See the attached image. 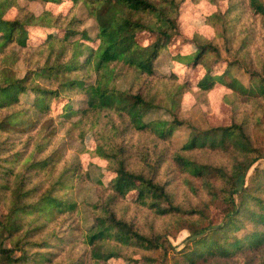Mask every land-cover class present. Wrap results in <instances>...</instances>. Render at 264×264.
<instances>
[{
    "label": "trees",
    "instance_id": "1",
    "mask_svg": "<svg viewBox=\"0 0 264 264\" xmlns=\"http://www.w3.org/2000/svg\"><path fill=\"white\" fill-rule=\"evenodd\" d=\"M72 1L67 13L36 16L19 0H0V264H100L110 258L206 264L232 257L249 264L243 254L264 253V168L257 165L264 160V146L254 144L246 113L239 114L242 100L253 103L251 119L264 131V35L257 34L256 25L264 27V0H203L217 6L207 19L221 45L193 38L184 54L171 55L172 64L205 68L189 84L176 81L172 72L158 74L154 65L176 36L187 0ZM13 8L19 12L8 18ZM88 19L93 33L85 26ZM31 27L44 30L43 41L32 43ZM142 34L153 40L141 44ZM259 38L261 48L255 46ZM216 58L228 69L213 73ZM232 67L246 81L231 74ZM122 79L127 85H119ZM216 83L231 90L228 124L201 127L179 117L186 90L193 86L206 93ZM57 101L60 108L53 112ZM182 127L185 140L172 148L170 158L197 198L194 203L187 193L186 203L176 202L168 181L158 180L170 149L164 145ZM22 134L27 136L19 141ZM87 135L92 148L86 146ZM66 138L76 142L75 154L66 156ZM196 150L220 154L226 164L199 160ZM83 151L104 166L83 165ZM91 166L98 170L95 179ZM104 172L113 174L106 182ZM91 180L99 191L80 235L89 247L85 260L86 251L79 257L66 253V247L79 241L69 222L79 212L75 186ZM129 192L136 193L137 206L161 220L167 217L166 226L188 232L181 248L162 238L164 231L145 233L117 214ZM213 204L221 213L218 219L212 217Z\"/></svg>",
    "mask_w": 264,
    "mask_h": 264
},
{
    "label": "rangeland",
    "instance_id": "2",
    "mask_svg": "<svg viewBox=\"0 0 264 264\" xmlns=\"http://www.w3.org/2000/svg\"><path fill=\"white\" fill-rule=\"evenodd\" d=\"M20 5H27L28 8L36 15H40L45 11H50L53 14L58 13H67L73 7L72 0H61L60 2H47L46 4H42L39 1H29V0H19ZM221 9L226 8L225 2L220 3ZM217 9V6L212 4L211 2L207 1H199V2H191L189 0L185 1L180 9V14L177 17V31L175 33V37L169 41L165 50L162 51L161 55L155 62V71L158 74L170 75V73L176 74L177 80L179 83L188 80L189 82H197L199 78L205 72V68L202 65H198L196 67L184 65V64H177L171 61V55L175 53L184 54L185 51L189 50V42L193 40V38L197 39L200 42H209L211 40L212 43L216 44L219 48L221 45L220 40L215 37V31L213 25L210 23V20L207 19V15L212 13L214 10ZM19 10L17 11L16 8H13L11 11L7 12L8 18H13ZM77 15H83L82 10H76ZM257 22V34L261 36L264 35V27H260ZM85 26L94 32V22L92 19H88L85 22ZM55 32V31H54ZM30 35L32 43L36 44L44 40L45 32L43 29L39 27H31L30 28ZM138 40L141 44L146 45L149 44L153 38L150 35L142 34L138 37ZM260 38L258 41L255 42L256 47L261 48V44L259 43ZM192 42V41H191ZM219 44V45H218ZM250 53L253 56L254 49L253 46L250 48ZM219 62L214 64L213 66V73H222L223 71L227 70L228 67L219 59L216 58ZM231 74L234 76H242L243 80L246 81L244 78L242 71L235 69L234 67L230 68ZM127 80L122 79L119 82V85L124 86L127 85ZM186 90L182 97L180 111L178 112L179 117L186 120H191L196 124L200 125L201 127H206L207 125L211 126H219V125H226L230 122L231 119V110L227 103L229 101L228 93L231 92L223 83H216L213 85L210 91L206 93H202L198 91L195 87L191 86ZM226 96V97H225ZM227 98V99H226ZM264 103V102H263ZM61 101H57L53 104L52 110L53 112H58L60 108ZM253 103L249 101L242 100L241 102V111L245 112L247 117V122L249 124V131L251 132L253 141L255 145L264 146V131L261 125L253 124L252 113L254 111ZM158 114L162 115L165 118H168V114L157 112ZM251 116V117H250ZM262 119H264V114L262 115ZM64 130V129H63ZM63 132V131H62ZM35 133V129H32L29 134ZM187 134V129L184 127L178 129L171 137L172 142L167 143L164 146H168L169 151L166 154V162L163 163L161 171L158 176L159 181H168V188L176 193V202L186 203L187 198L183 196L184 193H187L188 198L191 202H196L197 198L190 192L187 187H184L182 184V173L176 169V167L171 164L170 154L172 152L173 147H178L181 143L185 140ZM27 134H22L19 138V141H22L26 138ZM64 151L66 156L75 154L77 150L76 142L72 141L69 138H66L64 141ZM61 142V144L63 143ZM171 144V145H170ZM21 145L17 146V149L20 148ZM86 146L88 148L93 147V141L91 135H87L86 137ZM158 147H161V144H158ZM32 149V145L27 147V151ZM194 155L197 159L203 160L205 162L211 164H219L225 165L226 158H224L220 154L209 153L206 151L196 150L194 151ZM81 159L83 165H87L88 162L90 163H97L100 168L104 166V162L99 160L88 152L81 153ZM257 165L264 168V160H260L257 162ZM91 175L92 178L95 179L98 170L95 167L91 168ZM251 174V170L248 172V176ZM113 174L105 173L103 181L106 182L110 180ZM197 188H200L199 182L197 183ZM98 188L94 183V180L88 181L86 183H80L75 186L74 189V196L77 205H78V213L69 216V222L72 226L76 228V235L79 237L78 243L73 247L69 245L66 247V253L72 252L75 256L81 257L83 251L88 250V245L80 240V235L83 233L84 228L90 223V206L93 202L96 201V195L98 192ZM135 192L127 193L126 200L120 202L119 204L122 205L123 209L121 208L120 213L125 215V218L128 221L133 222L138 228H141L145 233H149L150 231L154 230L156 232H162L164 239H166L171 245L175 246L177 249L181 248L184 244L185 238L188 235V232L185 229L177 228L172 225L166 226L168 222V218L161 220L160 218H156L153 215L151 210H148L144 207H139L135 203ZM236 197V196H235ZM217 205V204H216ZM165 204H162L161 208H164ZM218 208V206H217ZM215 204L210 206V211L212 212V217L214 219H218L219 215ZM156 216V215H155ZM164 221V222H163ZM163 226L167 227L163 230ZM62 252V251H60ZM64 253H60L59 258H62ZM246 261H249V264H264V253L259 252H246L242 255ZM85 260L86 257L88 258V251L85 252V255L82 256ZM159 259H162L161 255H158ZM244 260L237 257H232L230 259H216L214 261H210L206 264H243ZM100 264H131L127 263L121 258H110L106 263ZM166 264V263H163Z\"/></svg>",
    "mask_w": 264,
    "mask_h": 264
}]
</instances>
